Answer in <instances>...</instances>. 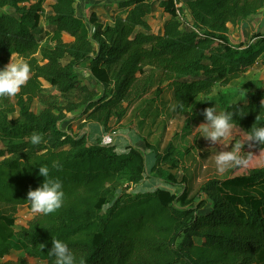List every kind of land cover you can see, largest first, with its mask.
I'll return each instance as SVG.
<instances>
[{
    "label": "trees",
    "instance_id": "1",
    "mask_svg": "<svg viewBox=\"0 0 264 264\" xmlns=\"http://www.w3.org/2000/svg\"><path fill=\"white\" fill-rule=\"evenodd\" d=\"M51 1L46 12L45 0H0V68L12 54L31 65L20 92L0 96V144L6 145L0 147V210L8 204L32 211L27 193L44 181L42 165L63 181L65 198L61 208L39 214L20 231L15 218L0 213V264H28L25 258L2 262L15 238L25 243L29 259L54 264L53 237L66 241L86 264H264V164L237 166L229 178L207 181L196 205L186 176L174 173L176 159L169 170H152L154 179L181 186L182 193L145 192L141 151L105 146L61 128L76 110L86 123L106 128L113 120L121 122L159 72L160 86L172 90L175 105L185 104L176 112L188 125L205 123L207 107L235 112L237 102L248 103L247 115H234V129L247 136L254 124L264 125L263 84L248 90L247 97L244 88L235 96L218 90L264 60V34L236 42L230 29L246 28L264 10V0H127L111 5L118 11L111 23L95 9L88 20L79 17V0ZM158 9L169 18L155 33L148 19ZM44 82L64 104L46 100ZM36 100L44 107L40 113L33 111ZM33 133L42 134L40 144L30 142ZM146 147L162 160L156 148ZM262 147L254 146L264 159ZM53 161L59 167L52 168Z\"/></svg>",
    "mask_w": 264,
    "mask_h": 264
},
{
    "label": "rangeland",
    "instance_id": "2",
    "mask_svg": "<svg viewBox=\"0 0 264 264\" xmlns=\"http://www.w3.org/2000/svg\"><path fill=\"white\" fill-rule=\"evenodd\" d=\"M109 1L111 0H79L77 3V14L79 17L88 20L92 11L99 8L97 12L100 14L101 19L111 20L116 16L118 11L116 9L115 12L112 9L113 6L106 5ZM51 4V0H45L44 7L46 8V12L50 11ZM107 7H110V9ZM3 12H9V10L4 9ZM166 17L163 11L158 9L157 14L149 18L155 33H158L162 28ZM230 29L232 37H237L240 29L232 28L231 26ZM244 29H246L244 31L245 37L249 41L257 34H262L264 32V14L252 17ZM64 40L66 42L72 41L68 36H65ZM47 44L48 42L45 39L44 45ZM160 76V73L157 72L149 92L134 106L130 107L127 116L121 122L113 120L106 128L96 123H86L83 120L84 118H80L81 110H76L68 115L69 121L64 123L61 128L70 135L87 134L91 141L100 142L105 146L116 145L120 150L124 146H133L141 151L145 156L147 164L146 184L143 187L144 189H141L145 192L164 188L172 190L177 194L182 193L183 187H171L164 182L154 179V172L152 170L154 166L169 170L170 162L176 159L179 162V170L174 171V173H178L180 179L182 176H186L188 179L189 198L197 205L200 202V188L207 181L212 179L225 180L230 177L232 171L237 167L235 165H229L224 171L218 170L215 160L216 154L221 150H230L234 141H239L241 137L246 136L238 129H233L228 137L215 143L204 138L202 136L203 133L195 129L200 124L192 122L188 125L187 117L180 116L176 110H173V105H175L174 95L167 85L160 86ZM259 83H262L264 86V60L259 61L241 80L232 82L226 88H220L218 93L222 96H229L231 94L235 96L237 94L236 90L242 88L246 89L245 92L254 90ZM86 84L92 86V80L88 78ZM44 86L49 96L46 100L51 101V98H55L52 101H57L59 104L65 103V100L57 90L45 82ZM159 89H162L160 96H158ZM238 98L241 99L242 97L239 95ZM71 99L74 101L78 100L73 97ZM43 108V104L40 101L36 100L34 102L33 111L35 113H40ZM13 117L17 118L18 114H15ZM146 143L151 144L162 154L163 157L160 162L156 160L151 150L146 147ZM4 146L6 145L0 144V147L3 148ZM170 146L174 150L168 153L167 150ZM242 150L245 152V155H248V152L255 154L247 165L243 166L245 169L254 165L261 166L264 164L263 157L257 153L254 147H249L248 144H245ZM0 213L16 219L17 231L28 227V224L39 215L31 211L28 206L8 204L2 205ZM25 248V243L15 238L12 241L10 255L2 259V262H17L21 258H25L26 261L28 260V264L40 263L36 260L29 259L25 254Z\"/></svg>",
    "mask_w": 264,
    "mask_h": 264
},
{
    "label": "clouds",
    "instance_id": "3",
    "mask_svg": "<svg viewBox=\"0 0 264 264\" xmlns=\"http://www.w3.org/2000/svg\"><path fill=\"white\" fill-rule=\"evenodd\" d=\"M30 73L31 65L27 60L12 54L9 63L0 68V96L11 97L19 93L29 80ZM241 91L243 96L247 97V92H244L243 89ZM241 101L234 105L236 106L235 112L218 110L216 105L205 108L203 115L206 122L195 129L200 130L203 133L202 136L213 143L228 137L236 125L234 115L243 117L248 113V103L245 104L243 101L244 106L240 107ZM260 103L262 109H264V99ZM184 107L185 104L180 102L178 105H173V110L177 108L183 110ZM29 139L33 145H37L41 143L43 137L40 133H33ZM245 144H248L249 147L264 146V125L255 126L254 124L246 137L234 141L230 150L219 151L215 158L218 170L224 171L229 165L246 166L255 154L248 152V155H245L242 150ZM262 150H264V147L261 148ZM51 167H59L58 162L53 161ZM39 175L45 179L37 188L28 191L27 201L30 202L34 213L51 214L61 208L64 203L63 181L58 177L51 176L50 167L47 165L39 166ZM52 244L53 247L49 255L55 257L54 264H86L82 257L79 260L77 259L76 254L66 241L53 237ZM42 246L44 247V245Z\"/></svg>",
    "mask_w": 264,
    "mask_h": 264
},
{
    "label": "crops",
    "instance_id": "4",
    "mask_svg": "<svg viewBox=\"0 0 264 264\" xmlns=\"http://www.w3.org/2000/svg\"><path fill=\"white\" fill-rule=\"evenodd\" d=\"M125 1H127V0H111V1H109L108 3H106V5H113L114 7H117L121 2H125ZM101 6V5H100ZM100 6H98V7H100ZM76 8H77V5H76ZM97 9H99V8H96L95 10L97 11ZM161 10V9H160ZM162 11V10H161ZM157 14V12L156 13H154L152 16H150V17H153V16H155ZM264 14V10L263 11H261L258 15H263ZM100 15V14H99ZM117 15V14H116ZM165 16H167L168 18H169V16L168 15H165ZM115 17V16H114ZM149 17V18H150ZM165 18L164 19V21H166L168 18ZM103 20V19H102ZM112 20L113 19H111V20H103L105 23H111L112 22ZM149 20V19H148ZM189 21H190V18L188 19ZM149 23H150V21H149ZM263 24V23H262ZM150 25L152 26V24L150 23ZM262 26V25H261ZM260 26V27H261ZM232 28H234V27H232ZM246 29H240V31L238 32V34H237V37L236 36H234L233 38H234V40L236 41V42H240V41H245V42H249V40H247L246 39V37H245V34H244V31H245ZM242 34L241 36H240V34ZM262 34H264V32L262 33Z\"/></svg>",
    "mask_w": 264,
    "mask_h": 264
},
{
    "label": "built area",
    "instance_id": "5",
    "mask_svg": "<svg viewBox=\"0 0 264 264\" xmlns=\"http://www.w3.org/2000/svg\"><path fill=\"white\" fill-rule=\"evenodd\" d=\"M148 1H150L152 3L160 4V3L166 2L168 0H148Z\"/></svg>",
    "mask_w": 264,
    "mask_h": 264
}]
</instances>
